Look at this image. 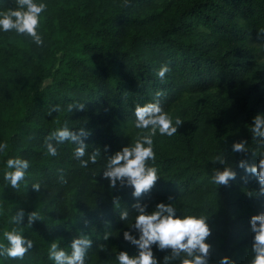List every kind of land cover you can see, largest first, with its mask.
Segmentation results:
<instances>
[{
    "label": "trees",
    "instance_id": "16d2710c",
    "mask_svg": "<svg viewBox=\"0 0 264 264\" xmlns=\"http://www.w3.org/2000/svg\"><path fill=\"white\" fill-rule=\"evenodd\" d=\"M46 2L39 27L43 46L15 32L0 33V141L8 144L0 153V241L7 243L2 233L23 209L22 232L34 244L22 259L0 258L2 264H53L47 258L50 242L57 239L70 251L68 244L80 233L93 241L86 264H117V250L135 254L122 239L136 214L131 189L110 188L102 169L107 156L146 131L134 128L133 109L152 101L158 90L173 122L179 115L183 123L176 135L154 137L160 179L139 199L151 209L171 195L177 215L208 216L210 264L221 255L248 264L249 219L264 210V196L254 176L242 179L246 174L236 162L256 163L264 151L250 128L252 117L264 113V0ZM14 6L15 0H0V9ZM161 64L170 67L163 81L156 76ZM69 103L85 107L68 112ZM54 105L60 110L50 115ZM65 121L90 132L84 159L99 151L95 164L81 167L68 141L58 146L57 156L47 154L45 137ZM240 139L253 155L231 152ZM223 151L237 176L218 186L209 176L222 167L213 157ZM8 156L30 161L15 189L3 180ZM33 183L41 185L39 191ZM124 209L129 219L121 221ZM32 211L37 220L30 227ZM153 252L162 259L169 250L153 246Z\"/></svg>",
    "mask_w": 264,
    "mask_h": 264
},
{
    "label": "clouds",
    "instance_id": "9594fccd",
    "mask_svg": "<svg viewBox=\"0 0 264 264\" xmlns=\"http://www.w3.org/2000/svg\"><path fill=\"white\" fill-rule=\"evenodd\" d=\"M48 8L46 0H15L12 8L0 9V33L15 32L17 35L31 38L36 46L45 43L43 33L39 30L42 21V13ZM261 33H264L262 31ZM170 71L168 64H161L156 71V76L163 81L166 73ZM165 93L158 90L152 101L144 104H136L133 109L135 117L133 126L136 129L146 130L139 132L132 143H127L119 150L107 156L102 169V178L108 181L110 188L117 186L131 189L134 203L131 208L136 213L127 230L122 231V239L135 247V254L130 255L127 250H117L115 260L117 264H210L212 245L207 242L211 235L209 217L202 214L177 215L178 209L173 196L169 195L166 200L158 201L151 209L148 203H142L139 199L149 193L160 179L158 168L155 166L156 152L154 151V137L159 133L161 136L171 137L177 134L178 127L183 123L177 115L173 117L162 106L160 97ZM83 103H69L68 112L74 108L83 110ZM60 110L59 105H54L50 115ZM252 138L257 144L264 147V113H257L252 117L250 125ZM90 132L83 127L75 130L68 127L67 121L56 127L45 137L44 146L49 156L58 155V146L65 141L75 145L73 156L81 167H87L91 162H97L99 151H93L86 155L88 144L85 140ZM248 141L240 139L231 145L232 153H251L247 147ZM107 149V146H105ZM8 150V144L0 141V153ZM253 155V153H251ZM213 161L222 167L211 169L210 182L218 186L228 185L234 180L237 172L233 164H228L225 151L213 157ZM151 162V163H150ZM236 167L243 169L246 174L242 177L246 181L250 174L254 176L259 185V195L264 196V151L260 152L258 162L250 163L247 159H240ZM30 161L22 156H8L4 160L3 180L15 189L25 181ZM64 180L63 176L60 177ZM32 189L39 191L41 185L33 183ZM115 201L119 202L117 198ZM37 213L32 211L27 215V225L31 227L37 220ZM25 211L18 209L10 217V227L3 231V241H0V258L22 259L33 247V241L23 234L22 223ZM121 221L129 219V210L120 211ZM250 232L252 233L251 252L252 257L248 264H264V210L252 215L249 219ZM110 236L105 234V240ZM92 239L88 235L80 233L71 239L70 251L53 239L47 250V258L53 264H86L88 251L92 246ZM153 246L158 251L169 250L162 259H158L153 252ZM2 264V260H0ZM216 264H235V260L228 255H221Z\"/></svg>",
    "mask_w": 264,
    "mask_h": 264
}]
</instances>
